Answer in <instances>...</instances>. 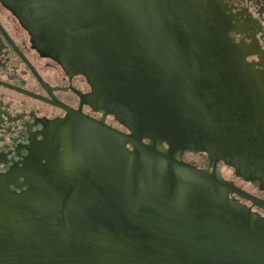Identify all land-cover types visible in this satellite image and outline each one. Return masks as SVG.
<instances>
[{"label":"water","instance_id":"obj_1","mask_svg":"<svg viewBox=\"0 0 264 264\" xmlns=\"http://www.w3.org/2000/svg\"><path fill=\"white\" fill-rule=\"evenodd\" d=\"M11 8L38 49L90 77L96 108L130 133L82 117L92 134L77 172L50 160L21 192L0 176V264H264V217L230 198L239 190L216 169L181 158L185 149L236 151L218 147L226 128L206 113L214 75L205 62L220 50L188 38L185 6L21 0ZM223 157L247 179L264 177L252 157Z\"/></svg>","mask_w":264,"mask_h":264},{"label":"flooded vegetation","instance_id":"obj_2","mask_svg":"<svg viewBox=\"0 0 264 264\" xmlns=\"http://www.w3.org/2000/svg\"><path fill=\"white\" fill-rule=\"evenodd\" d=\"M20 1L0 0V176L7 177L16 192L27 189L25 183L50 160L59 163L65 174L81 169L87 158L86 152L78 162L85 152L81 147L92 134L87 126L80 128L82 117L130 133L114 114L96 108L88 75L37 48L32 33L11 8ZM177 2L187 9L188 38L220 50V59L205 62L214 75L211 100L206 103L211 111L206 113L226 128L218 147L236 149L211 156L205 150L185 149L181 158L201 170L216 169L240 191H229V197L264 217L263 174L247 179L223 157L237 163L252 157L264 166V0ZM202 53L200 58L209 59L208 52ZM126 147L133 149L130 143Z\"/></svg>","mask_w":264,"mask_h":264}]
</instances>
